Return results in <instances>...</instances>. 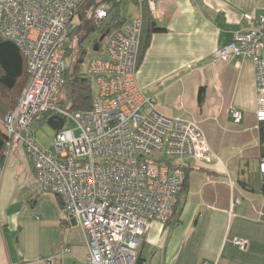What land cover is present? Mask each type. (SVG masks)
<instances>
[{"label":"built area","instance_id":"obj_1","mask_svg":"<svg viewBox=\"0 0 264 264\" xmlns=\"http://www.w3.org/2000/svg\"><path fill=\"white\" fill-rule=\"evenodd\" d=\"M84 1L0 0V38L18 47L28 75L14 109L3 119L4 155L21 144L40 189L56 196L80 226L89 249L86 264H136L139 240L151 224H166L173 217L185 162L207 165L218 158L194 121L162 115L154 99L138 88L141 12L110 35L104 58L89 64L86 74L97 89L91 110L58 106L65 48ZM147 2L152 13L157 0ZM142 3L137 0L139 9ZM109 8L101 4L95 9L96 22L106 20ZM244 19L246 28L216 49L213 59L236 57L253 63L255 117L262 122L264 16ZM46 114L63 120L51 142L53 152L42 150L30 130L34 120ZM231 116L234 123L241 122L239 111L231 109ZM259 174L264 177V162ZM232 244L240 251L248 245L240 238Z\"/></svg>","mask_w":264,"mask_h":264},{"label":"crops","instance_id":"obj_2","mask_svg":"<svg viewBox=\"0 0 264 264\" xmlns=\"http://www.w3.org/2000/svg\"><path fill=\"white\" fill-rule=\"evenodd\" d=\"M151 14L165 30L150 36L137 86L162 115L194 121L218 162H185V189L173 217L153 222L141 237L138 264H264V121L255 117L254 65L213 59L246 28L245 15L264 16V0H157ZM231 109L241 113L240 123ZM48 119L34 120V136ZM241 180L253 190L242 189ZM234 238L246 240L247 248L237 249ZM88 256L80 226L71 224L56 196L40 189L15 143L0 165V264H86Z\"/></svg>","mask_w":264,"mask_h":264},{"label":"trees","instance_id":"obj_3","mask_svg":"<svg viewBox=\"0 0 264 264\" xmlns=\"http://www.w3.org/2000/svg\"><path fill=\"white\" fill-rule=\"evenodd\" d=\"M119 0H85L77 11L76 19L77 23L73 26L70 34L69 41L65 48V59L72 53L80 51V46L85 41L89 35L96 31V27L101 22H96L94 19V11L101 4H111V2L117 4ZM133 4L137 7L138 11L141 12L142 16V29L140 35V44L137 56V67L146 51L150 36L154 33L163 32L165 29L160 28L156 25L152 18L151 11L148 7L147 0H143L141 8L139 9L137 0H132ZM126 21V20H125ZM122 21L112 20L107 29L101 31V36H106L107 33H113L115 30L119 29L123 23ZM98 30V29H97ZM76 39L74 41V38ZM98 43V40L94 42ZM100 45V44H99ZM100 46H98L99 49ZM83 51L80 52V57L73 60V65L66 66L64 72V84L62 89L65 91L64 99L59 97L58 106L66 108L69 111H88L92 108L93 101V88L91 85V79L86 73H82L79 68V64L82 62ZM28 82L26 60L19 51L18 47L7 40L0 38V165L5 158V128L3 125L4 117L10 113L17 102V99L21 91L25 88ZM61 89V91H62ZM204 89L201 88L198 94V103L201 105L203 101ZM49 114L43 115V117H49ZM42 117V116H41ZM187 166H182V171L184 174L182 189H185L186 177H187ZM249 180H241L239 184L244 190H253L249 184ZM256 189V188H255ZM254 189V190H255ZM260 192L264 194V177H262V182L260 184ZM260 218L264 219V209L260 213ZM138 264V257L137 263Z\"/></svg>","mask_w":264,"mask_h":264},{"label":"rangeland","instance_id":"obj_4","mask_svg":"<svg viewBox=\"0 0 264 264\" xmlns=\"http://www.w3.org/2000/svg\"><path fill=\"white\" fill-rule=\"evenodd\" d=\"M109 13L107 20L103 23H99L96 27V31L92 32L89 37L83 41V43L80 46V51L78 50L76 53H72L70 56H68L65 59V65L71 66L73 65V60L77 57H80V52L83 51L84 54L82 55V62L79 64L80 71L82 73H86L89 64L93 60H100L103 59L105 56V45L110 37V32L107 33L105 38L101 43H99L100 47L97 51L94 50L95 41L99 40L101 37V31L104 29H107V25L111 23L112 20L114 21H122V20H128V19H135L138 18L140 13L137 9V7L133 4L132 0H119L117 4L111 2L109 4ZM77 23V19L74 20V26ZM98 29V30H97ZM76 39V36L74 38V41ZM92 88H93V96L96 97L97 95V89L94 82H91ZM65 91L62 89L60 93V97L64 99ZM55 136V131L47 124L43 123L40 127H38L35 131V139L38 142V145L41 146L42 150L53 152L54 149L51 147V142Z\"/></svg>","mask_w":264,"mask_h":264},{"label":"water","instance_id":"obj_5","mask_svg":"<svg viewBox=\"0 0 264 264\" xmlns=\"http://www.w3.org/2000/svg\"><path fill=\"white\" fill-rule=\"evenodd\" d=\"M105 38V36H101L98 40V43H96L94 45V50L97 51L98 50V46L99 43H101L103 41V39ZM47 124L54 130V131H58L62 128L63 126V120L57 116H51L49 117ZM71 224L72 225H76V222L74 219H71Z\"/></svg>","mask_w":264,"mask_h":264}]
</instances>
